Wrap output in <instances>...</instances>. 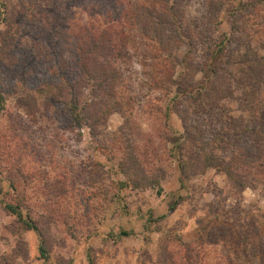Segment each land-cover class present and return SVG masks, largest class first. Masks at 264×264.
Wrapping results in <instances>:
<instances>
[{"label": "rangeland", "instance_id": "374dc122", "mask_svg": "<svg viewBox=\"0 0 264 264\" xmlns=\"http://www.w3.org/2000/svg\"><path fill=\"white\" fill-rule=\"evenodd\" d=\"M80 2L0 0V264H162L184 246L264 264V187L238 183L262 159L235 138L264 120V78L263 100L238 81L264 56V0ZM120 5L116 49L83 54L82 19Z\"/></svg>", "mask_w": 264, "mask_h": 264}, {"label": "trees", "instance_id": "16d2710c", "mask_svg": "<svg viewBox=\"0 0 264 264\" xmlns=\"http://www.w3.org/2000/svg\"><path fill=\"white\" fill-rule=\"evenodd\" d=\"M80 1H82L80 3L82 4V7L84 9L86 7L85 5L87 4V0H80ZM120 9L121 11L119 13V16H114L112 12H109L108 9H106L107 14L105 15L104 14L102 16H97V15L91 16L90 15L87 18L85 17L82 19L83 24L85 25L84 27H86V29L83 32L84 39L87 42L85 46L90 44L87 48H83V54L84 53L88 54V52L85 51L86 49L87 50L91 49L89 50V53H91L92 51L96 52L98 48L99 49L104 48L105 44L107 45L108 48L112 47V50L116 49L117 45H114V46L112 45L113 39L114 38L116 39L118 31H120L119 27L122 26L123 17L129 14L128 9L125 5H120ZM87 28H91V29H87ZM82 56L84 57V55H81V57ZM218 56L219 54H218V51L216 50L214 54L212 55V57L217 58ZM254 61L257 63V66H258L257 68H256ZM106 63L108 64V62L105 61V64ZM242 63L246 64L250 68V70L240 75L238 77V81L243 83L245 80H247L248 81L247 84L251 83L247 85V87H252V88H253L252 84H257V86H259V90H257L256 95L258 98L263 100V97H262L263 88L260 86V81L264 78V56H257V58H255L254 60L251 57H247L244 59V62ZM215 65H216V62H215ZM81 66L83 67V65ZM220 75L218 74L215 79H217ZM250 95H254V93H252L251 90H250ZM1 97L2 96L0 93V98ZM256 101L257 100H254V102ZM253 105L255 107L254 103ZM241 121L244 122L245 121L244 118L241 119ZM250 123H253V122H250ZM241 129L246 134L245 135L243 134L244 136L235 137V138L237 139L240 138L239 140H242L243 137H245V140H243V143H245L247 146L240 147L238 149V152L240 154H243L244 149H245L250 155L252 154V151H254V153H256L255 157H257L258 159H262V160L259 161L260 165L257 167L256 176L253 178L254 184L248 183L246 180H239L238 183L245 187L249 185L257 187L256 186L257 184L263 185L264 187V120H262V116L258 118L257 120H255V122L251 124L249 128L248 126L243 125ZM251 135H252L251 138L248 137ZM188 143L189 142L187 141V139H184V143L182 144L181 148L185 149L186 147H188L187 145ZM191 143H193V145H197L200 147L199 144L201 142L197 141V139L194 136L193 142ZM218 143L220 144L221 142L218 141ZM228 144H231V143H228ZM217 149H218V146H217ZM200 150L203 151L202 147H200ZM205 155H206L205 159L210 162L209 165L211 164V159H212L213 161H216L215 162L216 164L214 166L216 167L220 166L219 164L220 160L218 156L216 155V153L214 152L211 153L210 151V152H207ZM232 158L235 161V157H232ZM233 169L234 168H231L230 166H227L226 168H224V170L228 173H232ZM11 208L14 209V207L12 206ZM29 226L36 229V226H33V225L31 226V224H29ZM124 233H129V232H124ZM198 247H201V246H184V249L182 250V256L179 259V261L175 260L173 257H169V259L168 257H165L162 264H198L197 259L200 255V251H199L200 248L198 249Z\"/></svg>", "mask_w": 264, "mask_h": 264}]
</instances>
